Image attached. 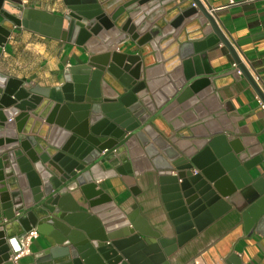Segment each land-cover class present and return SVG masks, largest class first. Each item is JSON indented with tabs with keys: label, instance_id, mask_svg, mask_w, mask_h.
Wrapping results in <instances>:
<instances>
[{
	"label": "water",
	"instance_id": "water-1",
	"mask_svg": "<svg viewBox=\"0 0 264 264\" xmlns=\"http://www.w3.org/2000/svg\"><path fill=\"white\" fill-rule=\"evenodd\" d=\"M11 2L19 12L10 18L13 26L0 33V57L12 32L23 27L86 46L91 55L67 69L64 83L55 87L32 86L0 72V264L10 263L5 254L11 250L10 239L34 227L53 240L42 254L48 264H142L139 256L146 248L167 264L169 240L160 237L139 211L128 214L114 208L113 219L110 206H101L110 201L102 179L121 175L129 184V175L145 169H159L171 177L185 220L197 230L207 223L206 215H218L226 197L238 208L239 202L255 200L256 187L263 193L256 201L263 210L258 214L257 206L247 207L243 216L246 229L253 228L248 213L256 231L262 229L264 188L253 183L248 162L232 154L235 137L204 134L193 152L180 156L170 141L183 147L165 128L173 126L180 103L200 93L195 86L213 80L201 50L224 43L240 63L201 0H124L118 5L111 0H64L67 11L58 17L23 0H5L0 22L8 16ZM203 18L212 32L206 40L182 43L183 65L174 60L158 78L151 75L148 55L175 51L184 25ZM211 34L218 39L212 40ZM186 50L194 59H188ZM174 64L178 65L171 67ZM245 76L263 99L255 79ZM216 88L213 101V95L219 96ZM211 103L203 102L207 114L214 112ZM213 118L206 115L202 120L210 130L208 121ZM202 145L204 149L195 153ZM185 241L179 239L180 244Z\"/></svg>",
	"mask_w": 264,
	"mask_h": 264
},
{
	"label": "crops",
	"instance_id": "crops-1",
	"mask_svg": "<svg viewBox=\"0 0 264 264\" xmlns=\"http://www.w3.org/2000/svg\"><path fill=\"white\" fill-rule=\"evenodd\" d=\"M4 1L0 0V11ZM123 1L111 0L115 2L113 5ZM201 1L209 10L214 9L213 16L240 59V63L235 67V57L224 43H214L208 47V63L213 70L211 76L214 82L217 83L218 80L222 82V85L216 88L219 96L215 94L214 99L224 107L232 106V115L239 118L236 123L238 131L226 132L229 137L234 136L236 142L241 143V148L233 149L232 154L237 159L242 157L248 162L253 183L259 189H263L264 110L258 101L259 94L245 74L248 73L255 79L264 96V0L230 7L224 6L231 0ZM27 5L57 17L67 11L64 0L27 1ZM194 23L197 21H190L184 25L182 32L180 31L181 41H177L178 44L173 47L175 51L169 50L165 54L162 52L158 54L155 51L150 55L147 53V58L153 62L151 75L158 78L168 67L166 65L174 60H179L183 65L184 60L179 49L182 43L193 44L204 38L198 36L200 35L198 29L196 31L193 29ZM189 50H194V47H190ZM186 52L190 54L188 59H194V54L188 50ZM90 55L91 52L86 46L23 27L21 30L13 31L6 43L0 57V72L24 79L32 86L55 87L64 83L67 69L87 62ZM231 70L234 71L229 72ZM200 94H195L180 103L181 111L173 117V126L171 124L168 126L173 131L177 144L184 149L180 150L175 142L170 141L171 147L180 156H184L185 152H193L197 143L205 139L203 130L206 127L201 118L205 112L197 116L195 121L190 118L191 114L195 115L201 111L199 106L201 103L203 105V102L196 101ZM209 100L215 103L212 98ZM41 127L38 125V128ZM204 147V145L198 147L195 153H200ZM160 154L165 157L162 152ZM165 161L168 162L167 159ZM207 167H211V164H207ZM160 172L159 169L136 172L129 180L130 185L121 175L111 174L110 177L102 179L101 186L108 193L110 201L101 206H110L108 213H111L113 219L117 218L114 208L128 214L139 211L160 237L169 240L167 264H264V226L260 231H256V225L252 230L246 229L243 215L248 204L242 205L240 202L238 205L242 207L238 208L235 204L229 203V198L226 197L216 210L218 215L214 216L213 213L206 215L204 218L207 223L202 230H197L196 225H190L185 220V213L175 190L176 183L169 180L171 177L165 178ZM254 190L258 191L256 187ZM180 238L186 241L180 244ZM52 245V238L40 233L32 244L31 254L21 260L22 264H48L42 254ZM139 261L142 264H163L156 252L148 248L141 250Z\"/></svg>",
	"mask_w": 264,
	"mask_h": 264
},
{
	"label": "bare ground",
	"instance_id": "bare-ground-1",
	"mask_svg": "<svg viewBox=\"0 0 264 264\" xmlns=\"http://www.w3.org/2000/svg\"><path fill=\"white\" fill-rule=\"evenodd\" d=\"M18 12H19V6L16 5L15 3H12L11 2L9 4L8 11H6V13L8 14V16H5L4 18H2V20L0 22V33L2 31L6 30V26L7 27L8 26L9 27H12L13 26V24L11 22L12 20L10 18L11 17H15L16 18ZM206 20L207 19L203 18L202 21L193 24L194 25L193 26V29L195 31L197 29H198V31H200V35H198V36L199 37H204V38H202L203 41L206 40L205 35L207 33H212V32H210L211 31L210 26H204V23H205ZM211 37H212V40L218 39V37H215L213 34H211ZM205 42H207V41H205ZM205 42H203V43H205ZM204 46H205V44L200 45L199 47H202L203 48ZM201 53L203 54V56L205 57V60L207 62L206 69L212 70V67L208 64L207 52L205 50H201ZM201 53H199V54L197 53V57L198 58H201L203 60L204 57L201 56L202 55ZM183 62H182V64H183ZM182 73H185V70H182ZM178 81H179L180 85L183 84V80L182 79H179ZM220 81L221 80H218V82L216 83L212 79H206L205 81H203V83H202V81L199 82L195 86L196 88H200L201 89V91H200L201 96H200V99L199 100L202 101V102H204V101L209 102V99L212 98V91H213V89H215L216 87H219V86L222 85V82H220ZM172 86L177 88V86H176V84L174 82H173V85ZM213 96L216 98L215 95H213ZM203 105L204 106H203V108H202V110L200 112H198L197 114L195 113V115L194 114H191V117L190 118L192 119V121H195L196 120L195 118L197 116H199L201 113L205 112L206 110H209V108H208L207 105H205V104H203ZM210 107L213 108V111L214 112H208L209 114H207V112H205V113H203L201 115L202 117L200 116L201 118H204L206 115H213L214 116V118L212 120L208 121V124H209V126L212 129L210 130L207 126L204 125L206 127L203 130L204 134H207L208 133L211 136H212L213 133H218L217 135H224V134L228 135L226 133L227 131H234V132H237L238 131V126H237L236 123L239 120V118L236 115H232V113H231L233 111V107L232 106L224 107L223 105H221V103L218 100L215 99V103H213V105H211ZM172 119H173V117H172ZM7 121H9V120H7ZM2 123L4 124V122H2ZM162 124H163V122H162ZM176 125H178V123H176ZM0 127H2V126H0ZM5 128H6V126H5ZM165 128H166V130L170 134H173V131H171L168 127H165ZM1 130H2V128H0V133H1ZM152 131H154V130L152 129ZM229 144H230V142H229ZM231 148H232V150L234 148H241V143L240 142H235L234 143V146H231ZM238 161H239V159H238ZM133 177L134 176L129 175L128 176V179L130 180ZM164 177L165 178H170V176H164ZM252 190H253L252 192H254L255 194H257V196H255V200H251V202H248L247 207H248V209H250L253 206H257V208H258V214H259L263 210V208H261V206H258L256 201H258V200L260 201V199L263 197L262 196L263 193H260L259 190L258 191H255L254 188ZM244 202L245 201H243L241 203L244 204ZM239 204H240V202H239ZM242 205H240V206H242ZM247 207H246V209H247ZM252 221H253V217H252L251 214L248 213V224L250 225V227H253ZM11 251H12V248L9 251V253H5V254H7V258H9V260H10V258L13 255V253Z\"/></svg>",
	"mask_w": 264,
	"mask_h": 264
},
{
	"label": "built area",
	"instance_id": "built-area-1",
	"mask_svg": "<svg viewBox=\"0 0 264 264\" xmlns=\"http://www.w3.org/2000/svg\"><path fill=\"white\" fill-rule=\"evenodd\" d=\"M26 1H39V0H23ZM255 0H231L227 5L224 7H230V6H239L245 3L253 2ZM211 14H214V9L209 10ZM236 67V63L234 64ZM258 101L262 106V109L264 110V100L258 96ZM197 169L194 170V173H197ZM40 236V231L34 227L30 230L26 231L24 235L21 237H13L10 239L9 243L12 248V257L9 261H11L12 264H22L21 260L27 256L30 255L32 252V244L35 239H37Z\"/></svg>",
	"mask_w": 264,
	"mask_h": 264
},
{
	"label": "rangeland",
	"instance_id": "rangeland-1",
	"mask_svg": "<svg viewBox=\"0 0 264 264\" xmlns=\"http://www.w3.org/2000/svg\"><path fill=\"white\" fill-rule=\"evenodd\" d=\"M29 2V1H28ZM26 4H27V1L25 2ZM0 210H1V208H0Z\"/></svg>",
	"mask_w": 264,
	"mask_h": 264
}]
</instances>
